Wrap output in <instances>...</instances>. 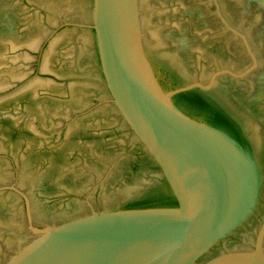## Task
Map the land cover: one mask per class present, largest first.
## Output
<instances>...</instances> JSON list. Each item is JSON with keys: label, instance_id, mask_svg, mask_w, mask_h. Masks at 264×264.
<instances>
[{"label": "water", "instance_id": "95a60500", "mask_svg": "<svg viewBox=\"0 0 264 264\" xmlns=\"http://www.w3.org/2000/svg\"><path fill=\"white\" fill-rule=\"evenodd\" d=\"M0 264H264V0H0Z\"/></svg>", "mask_w": 264, "mask_h": 264}, {"label": "trees", "instance_id": "16d2710c", "mask_svg": "<svg viewBox=\"0 0 264 264\" xmlns=\"http://www.w3.org/2000/svg\"><path fill=\"white\" fill-rule=\"evenodd\" d=\"M174 88H176V87H172V88H170V89H174ZM141 208H146V207H141Z\"/></svg>", "mask_w": 264, "mask_h": 264}]
</instances>
